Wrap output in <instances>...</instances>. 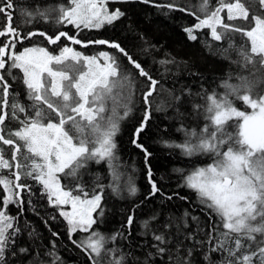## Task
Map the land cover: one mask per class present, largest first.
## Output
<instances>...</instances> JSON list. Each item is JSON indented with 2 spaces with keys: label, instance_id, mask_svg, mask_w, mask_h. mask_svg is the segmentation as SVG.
Instances as JSON below:
<instances>
[{
  "label": "snow or ice",
  "instance_id": "6c2138e0",
  "mask_svg": "<svg viewBox=\"0 0 264 264\" xmlns=\"http://www.w3.org/2000/svg\"><path fill=\"white\" fill-rule=\"evenodd\" d=\"M114 2L126 0H65L49 8L37 5L25 13L39 19L53 18L56 25H70L76 30L70 33L56 28L48 34L40 30L22 31L14 23L13 0H0L3 18L0 21V264H25L26 261L62 264L54 251V243L49 250L35 244L38 238L35 230L27 232L32 243L26 245L22 240L27 227L20 223L25 204L22 194H32L33 186L25 182L29 178L42 187L41 194L47 196L49 205L57 208L66 220L70 239L78 231L88 234L72 243L87 253L90 264H150L149 258L154 255L167 257V264H264V94L257 90L261 79L239 76L238 84L225 85L228 91L222 96L215 91L209 93L202 86L195 92L188 85L165 89L118 42L78 38L85 29H100L124 17L121 9L108 7ZM142 2L149 4L152 0ZM253 5L259 6V14L253 12ZM155 6L194 16L197 22L184 29L192 41L205 28L216 41L239 33L246 38L245 45L237 49L244 67L251 65L257 72L264 69V0H217L214 8L210 7V0H201L198 11L202 16L174 2ZM36 36L60 48L58 54L55 49L42 46L18 49L22 41ZM65 41L83 47L107 45L126 58L135 72L130 73L122 67L118 56L107 51L86 56L67 46ZM158 63L164 73L171 71L168 65L179 67L175 58L166 57ZM183 63L187 68V62ZM136 74L144 78V116L133 131L132 143L143 151L145 162L151 153L140 143L141 134L154 111L169 109H174L178 118L192 115L198 119L203 115L207 123L202 128L199 124L193 128L182 123L178 131L184 133V141L165 144L178 148L187 157L211 159L210 164L194 167L187 175H183V169H177L184 178L182 186L193 190L198 203L207 210V221L202 223L187 210L163 223L153 214L141 224L144 235L151 237L149 247L155 250L147 252L144 260L131 247L127 252L107 247L110 241L124 237V233L109 237L93 229L104 215L105 188L116 193L121 190L123 174L113 164L118 159L115 137L120 122L131 112L129 105L136 88ZM189 74L202 79L190 69ZM16 81L25 86L24 95L30 104L18 99ZM233 98L242 101L251 112L238 109ZM188 106L190 113L180 111ZM12 120L18 124L15 129L7 126ZM230 128L234 131H229ZM89 162L108 164L109 184H96L91 194L82 183L76 182L72 187L62 184L68 178L78 181L80 170ZM148 179L149 196L164 195L152 180L150 167ZM123 186L131 195L136 194L137 188L131 182ZM165 198L172 200L173 195ZM179 198L187 200L186 196ZM10 205L18 206L15 215ZM65 205H70V211L63 209ZM133 222L134 217L130 215L128 236ZM192 223L195 228L191 227ZM201 256L203 259H198Z\"/></svg>",
  "mask_w": 264,
  "mask_h": 264
},
{
  "label": "trees",
  "instance_id": "16d2710c",
  "mask_svg": "<svg viewBox=\"0 0 264 264\" xmlns=\"http://www.w3.org/2000/svg\"><path fill=\"white\" fill-rule=\"evenodd\" d=\"M13 2L15 4L14 23L19 24L24 32L40 30L51 34L56 28L70 33L76 31L70 25H56L53 18L39 19L35 16L25 15L37 5H41L42 9L49 8L64 3L65 0H13ZM173 2L202 16V13L198 11L201 0H152V3L149 4L143 3L142 0L114 2L109 3L108 7L121 9L125 16L114 24L105 25L100 29H85L78 38L118 42L154 78L160 80L165 89L173 87L179 89L188 85L195 92L201 90L202 86L203 90L209 93L215 91L222 96L228 91L225 85L238 84L239 76L250 78L255 76L262 81L258 84L257 90L264 94V75H262L264 69L257 72L251 65L244 67L237 52V49L245 45L246 38L239 33H232L231 38L226 36L220 41H216L211 37L210 30L205 28L197 33L198 39L192 41L188 39L184 29L197 22L194 16L179 10L155 6ZM216 4L217 0H210V7L214 8ZM252 10L259 14L258 5H253ZM222 15H226V13ZM52 16L54 17L55 13ZM2 20L3 18L0 17V21ZM231 23L240 24L242 22L233 21ZM65 44L70 45L69 41H65ZM30 45L46 47L49 50L55 49L57 54L60 50L56 45L47 44L39 36L25 40L17 47L21 50ZM63 46L62 44L61 47ZM74 47L83 55L88 54L89 56L107 51L118 56L122 67L127 68L130 73L135 72L126 58L107 45L90 44L88 47L82 45H74ZM225 50L227 51L225 52ZM166 57L175 58L179 67L168 65L167 67L171 71L164 73V69L158 62ZM183 62H187V68ZM189 69L199 73L202 79L190 75ZM15 71L18 76L22 77L19 70ZM135 81L134 96L129 105L131 112L120 122V130L115 137L118 159L113 161V164L118 166V171L123 174L120 182L121 190L116 193L110 188H105L102 200L104 215L100 217L96 225H93V229L109 237L117 232L124 233V237L127 239L120 237L115 242L110 241L107 247H118L124 252H127L131 247L135 251V255L140 260H144L147 252H155V250L149 247L151 237L144 235L145 230L141 228V224L153 214L158 215L159 222L163 223L170 217L181 216L187 210L192 215L199 217L202 223L207 221V210H203V206L198 203L196 193L182 185H184L183 175H187L194 167L210 164L211 159L208 156L187 157L182 155L178 148L168 147L165 144L166 141L169 144H178L184 141V133L178 131L182 123L185 127L193 128L197 127V124L202 128L207 123L203 115L198 119L192 115L178 118L175 110L169 109L167 112L154 111L148 127L141 134L140 143L151 153L147 163L145 162L143 151L132 143L133 131L144 116L142 103L144 78L136 74ZM14 87L17 93H20L18 99L22 103L30 104L31 101L24 95L25 86L22 82H14ZM233 99L235 105L249 110L242 101ZM180 111L190 113L191 108L190 106L184 107ZM7 126L9 129H15L18 124L12 120L7 122ZM229 131H234V129L230 128ZM149 167L152 171V180L156 182L157 187L164 195L158 193L155 196H149L151 192V184L148 179ZM177 169H183V175ZM80 172L78 181L74 182L68 178L62 180V184L72 187L76 182L82 183L91 194L96 184L107 185L110 182V170L106 162L99 164L89 162L88 166L81 169ZM25 182L33 187L31 195L27 192L22 194L25 204L20 216V223L22 227L25 224L27 226L22 240L26 242V245L32 243L27 232L35 230L38 233L35 244L43 250H49L54 243V251L61 258L62 264H90L87 253L72 243V240H82L80 235L83 232L74 233L70 239L66 220L59 215L57 208L49 205L47 196L41 194L42 187L30 178ZM125 182L135 185L137 188L135 195H131L127 187L123 186ZM175 193H179V196L174 195ZM167 195H173V199L167 200L165 198ZM181 196H186L187 200L180 199ZM28 200H31L30 204ZM9 209L13 215L19 211L18 206L10 205ZM130 215L134 217V222L131 227V236H128L127 220ZM53 216L54 220L51 219ZM213 218L215 219V217ZM191 227L195 228V224L192 223ZM53 232L58 235L53 236ZM198 259H203V257ZM149 260L150 264H167V257L162 258L154 255ZM25 264L28 262L26 261Z\"/></svg>",
  "mask_w": 264,
  "mask_h": 264
},
{
  "label": "rangeland",
  "instance_id": "374dc122",
  "mask_svg": "<svg viewBox=\"0 0 264 264\" xmlns=\"http://www.w3.org/2000/svg\"><path fill=\"white\" fill-rule=\"evenodd\" d=\"M23 42V41H22ZM32 45H36V44H32ZM68 46H70V47H72L74 50H76V51H78L75 47H74V45L73 44H71V42H70V45H68ZM28 47H32L31 45L30 46H28ZM23 49H21V51H22ZM84 55H86V56H89L88 54H84ZM238 109H240V110H246V111H248V112H251V109L250 108H248L249 110H247V109H244V107H241V106H237V105H235ZM63 209L64 210H66V211H70V205H65V206H63ZM94 216H95V214H94ZM84 233V232H83ZM82 233V235H80V237H81V239H83L85 236H87L88 234L87 233H84L83 234Z\"/></svg>",
  "mask_w": 264,
  "mask_h": 264
}]
</instances>
